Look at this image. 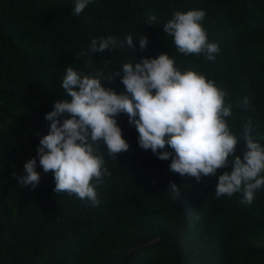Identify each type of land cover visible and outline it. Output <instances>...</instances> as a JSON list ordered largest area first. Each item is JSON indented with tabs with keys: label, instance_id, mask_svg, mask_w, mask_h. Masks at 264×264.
<instances>
[{
	"label": "trees",
	"instance_id": "trees-1",
	"mask_svg": "<svg viewBox=\"0 0 264 264\" xmlns=\"http://www.w3.org/2000/svg\"><path fill=\"white\" fill-rule=\"evenodd\" d=\"M74 4L0 0V264H264V187L249 205L240 202L242 192L217 198L218 177L230 167L199 182L181 177L169 170L170 159L139 147L127 114L115 118L130 150L112 160L101 141L96 151L111 173L96 187L98 206L74 194L57 195L53 173H44L36 151L50 130L45 115L56 101L70 100L62 88L68 66L108 74L160 54L173 58L182 73H200L227 93L232 116L225 119L238 137L236 155L244 151L249 124L251 138L264 147V0H92L79 16ZM174 10L205 11L202 26L209 43L219 46L214 61L177 50L164 31ZM149 15L156 24L143 22ZM129 34L135 51L77 58L93 38ZM141 36L148 38L144 51ZM101 83L125 91L119 77ZM32 158L41 175L35 189L16 178ZM170 181L181 190L177 201L168 192Z\"/></svg>",
	"mask_w": 264,
	"mask_h": 264
},
{
	"label": "clouds",
	"instance_id": "clouds-1",
	"mask_svg": "<svg viewBox=\"0 0 264 264\" xmlns=\"http://www.w3.org/2000/svg\"><path fill=\"white\" fill-rule=\"evenodd\" d=\"M90 2L75 0L73 14L81 15ZM205 15L204 10H174L164 23V31L173 37L180 53L204 54L207 60L214 61L219 46L208 41L202 26ZM143 22L152 26L157 17L149 15ZM147 44L148 38L141 36L140 50L144 51ZM116 48L135 51L133 35L123 40L113 36L93 38L87 52L82 49L77 58ZM117 77L125 86V91L119 94L101 83L105 78ZM62 88L70 100L56 101L53 110L45 115L50 130L40 138L36 150L44 173H53V191L57 195L66 192L91 202L92 206L99 205L96 187L104 182L105 176L111 175L104 166V157L96 154L101 141L112 160L130 150L115 118L121 113L127 114L129 124L135 126L139 147L150 149L160 160L170 159L169 170L181 177L199 182L215 176L218 169L230 167V171L218 177L217 198L242 192L240 202L249 205L256 191L264 187V147L251 138V125L245 126L244 151L236 155L238 137L225 119L232 116L231 103L227 106L224 103L227 93L200 73L192 70L182 73L167 54L123 63L120 71L108 74L103 71L84 74L68 66ZM242 106H249L247 97ZM166 146L173 151L165 150ZM36 167L37 158L24 164L26 174L16 177L20 186L31 189L38 186L41 175ZM168 192L177 201L181 190L170 181Z\"/></svg>",
	"mask_w": 264,
	"mask_h": 264
}]
</instances>
